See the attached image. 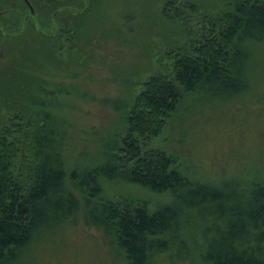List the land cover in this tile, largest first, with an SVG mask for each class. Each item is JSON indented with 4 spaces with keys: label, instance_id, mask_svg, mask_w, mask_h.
<instances>
[{
    "label": "trees",
    "instance_id": "1",
    "mask_svg": "<svg viewBox=\"0 0 264 264\" xmlns=\"http://www.w3.org/2000/svg\"><path fill=\"white\" fill-rule=\"evenodd\" d=\"M39 1L57 12L56 26L42 15L37 25L26 24L53 54L69 50L77 28L75 18L65 16L74 0ZM3 10L0 40L15 43L22 25L13 31L17 25L4 23ZM187 11L197 16L194 34L164 55L166 64L140 84L133 100L111 103L121 126L92 163L71 168L66 159L71 125L62 112L71 107L62 99L80 95L78 89L11 69L0 84V113L6 114L0 124V264H36L40 246L79 214L127 264H264V182L249 188L236 178L202 182L175 156L150 146L184 104H229L253 91L260 81L253 64L264 53V2L229 0L224 11L199 15L195 5L168 0L162 13L185 22ZM115 182L167 192L171 202L149 211L145 203L106 197L105 185Z\"/></svg>",
    "mask_w": 264,
    "mask_h": 264
},
{
    "label": "rangeland",
    "instance_id": "2",
    "mask_svg": "<svg viewBox=\"0 0 264 264\" xmlns=\"http://www.w3.org/2000/svg\"><path fill=\"white\" fill-rule=\"evenodd\" d=\"M2 1V5L9 3L1 5L7 13L4 23L16 24L13 31H19L22 25V35L15 43L0 40L1 88L14 72L11 69H16L35 71L49 83L74 87L80 93L62 99L71 107L62 112L71 125L66 154L71 168L78 162L84 165V160H100V144L121 126V114L111 108V103L133 100L140 84L166 64L164 55L188 42L197 22V16L188 11L185 22L163 16L168 0H83V4L74 0L65 16L69 21L75 18L72 48L53 54L50 45L33 32L31 22H26L30 19L37 25L35 21L42 15L47 22L51 17L56 26L57 12L44 2L32 0L38 3L35 10L27 0L34 11L31 16L23 0ZM182 1L195 5L199 15L222 12L229 2ZM75 11L82 16L73 15ZM52 33V28L46 32ZM256 59L259 64L254 61L253 69L260 81L248 96L200 109L184 104L150 146L175 156L184 172L202 182L218 184L236 178L245 188L264 182V53ZM5 117V112L0 113V124L6 122ZM105 196L125 198L136 205L145 203L149 211L171 202L167 192L120 182L106 184ZM35 261L127 264L124 254L101 231L84 225L81 214L40 246Z\"/></svg>",
    "mask_w": 264,
    "mask_h": 264
},
{
    "label": "water",
    "instance_id": "3",
    "mask_svg": "<svg viewBox=\"0 0 264 264\" xmlns=\"http://www.w3.org/2000/svg\"><path fill=\"white\" fill-rule=\"evenodd\" d=\"M23 1L27 5V7L29 8L31 16H33L34 11H33L32 7H31V4L27 0H23Z\"/></svg>",
    "mask_w": 264,
    "mask_h": 264
}]
</instances>
